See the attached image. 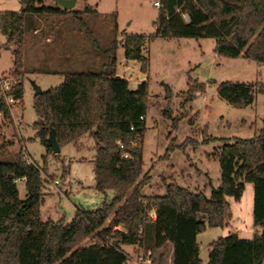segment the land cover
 Returning a JSON list of instances; mask_svg holds the SVG:
<instances>
[{"label":"trees","instance_id":"16d2710c","mask_svg":"<svg viewBox=\"0 0 264 264\" xmlns=\"http://www.w3.org/2000/svg\"><path fill=\"white\" fill-rule=\"evenodd\" d=\"M20 4V12H0V33L7 40L5 48L13 54L11 75L15 77H22L25 16L61 13L60 9L40 6L42 0H20ZM159 4L158 36L211 38L219 56H243L264 64V0H159ZM80 25L86 31L84 23ZM86 33L93 40L92 34ZM123 41L125 59L139 63L146 74V37L125 35ZM117 45L113 44V51ZM110 66L111 71L66 74L59 87L34 97L39 119L34 129L47 154L53 153L48 143L52 130L60 147L90 134L96 142V189L102 194L112 191L114 198L93 211L77 208L68 224L43 222L40 208L45 168L28 164L26 153L20 151L16 162L0 163V264H126L123 246L162 249L158 264H165L167 244L174 248L172 264H202L198 236L207 227L228 225L231 201L240 203L247 184L254 189L253 228L259 232L252 240L229 234L214 241L207 264H264V123L251 139L205 140L222 143L217 150L221 185L212 187L210 198L165 180L164 196L147 197L143 190L151 176L144 175L142 152L149 86L143 82L135 91L130 90L128 81L117 77L116 59ZM188 86L185 105L206 91L205 84L191 80ZM217 93L236 108L254 102L252 85L225 82ZM13 95L22 107L23 80L16 83ZM0 105L7 116L9 110ZM165 116L170 118V112ZM179 122L173 119V128ZM189 141L178 148L186 147ZM172 144L165 159L174 151ZM20 180L26 191L23 200L17 186ZM89 238L92 243L80 245Z\"/></svg>","mask_w":264,"mask_h":264},{"label":"rangeland","instance_id":"374dc122","mask_svg":"<svg viewBox=\"0 0 264 264\" xmlns=\"http://www.w3.org/2000/svg\"><path fill=\"white\" fill-rule=\"evenodd\" d=\"M155 1L77 0L73 9L64 10L54 0H42L40 6L60 9L61 13L25 16L21 79L11 75L13 54L5 48L7 40L0 33V77L8 76L16 83L19 80L24 83L23 106L12 105L8 115L0 119V163L16 162L19 152L24 150L29 161L40 169L45 168L44 203L40 208L43 222L68 224L77 208L96 210L105 201H111L114 192L102 194L96 189V142L90 134L62 146L60 154H47L34 129L39 120L34 110V85L46 92L59 87L69 73L111 71L113 59H116L117 77L126 79L130 90L135 91L147 82L149 97L142 152L144 175L151 176L150 184L143 190L147 197L164 196L165 180L210 198L212 187L221 185L217 150L222 143H205V140L251 139L263 128L264 64L243 56H219L215 53V40L211 38L158 36L155 23L159 11ZM20 10V0H0V12ZM80 22L86 31L81 29ZM38 28L41 33L35 32ZM125 35L146 37L145 56L149 63L146 74L142 73L139 63L125 59L122 47ZM115 42L118 45L113 51ZM189 80L205 84L206 91L185 105ZM225 82L252 85L254 102L246 108H236L222 100L217 88ZM166 111L170 112V118L165 116ZM173 119L180 121L177 128H173ZM188 140L191 142L186 147L178 148ZM171 143L174 151L165 159ZM56 181L58 186L54 184ZM22 183L17 184L21 200L26 196ZM246 187L240 203L231 201L232 219L228 225L207 227L199 235L202 264L208 263L211 244L219 238L237 234L240 239L251 240L259 232L253 228L254 189L250 184ZM92 242L89 238L80 245ZM170 248L167 244L165 264H171ZM124 250L132 253L130 248ZM153 251L159 261L163 250Z\"/></svg>","mask_w":264,"mask_h":264},{"label":"built area","instance_id":"2783aa9c","mask_svg":"<svg viewBox=\"0 0 264 264\" xmlns=\"http://www.w3.org/2000/svg\"><path fill=\"white\" fill-rule=\"evenodd\" d=\"M154 6L156 8L160 7L159 0L154 2ZM16 82L11 77H0V103L3 104L5 108L9 111L11 110V106L16 104L14 99L13 92L15 90ZM3 108L0 105V119L4 117ZM21 123H16V125H20ZM120 148L123 149V146L120 145ZM28 164H34L33 162L27 160ZM23 182V180L17 181V183ZM56 186L59 185V182L56 181L54 183ZM136 252L134 255L127 254L126 264H158L156 260L155 253L153 250H145L142 247L137 246ZM172 264V263H171Z\"/></svg>","mask_w":264,"mask_h":264},{"label":"water","instance_id":"95a60500","mask_svg":"<svg viewBox=\"0 0 264 264\" xmlns=\"http://www.w3.org/2000/svg\"><path fill=\"white\" fill-rule=\"evenodd\" d=\"M54 1L58 4V6H60L64 10L73 9L75 7L76 2H77V0H54ZM34 91H35L34 97H37L42 93L41 89L36 85H34ZM48 143L52 149L53 154H56V155L60 154L61 147L59 146V144L57 142L56 134L53 130L51 131Z\"/></svg>","mask_w":264,"mask_h":264},{"label":"crops","instance_id":"0c3cea01","mask_svg":"<svg viewBox=\"0 0 264 264\" xmlns=\"http://www.w3.org/2000/svg\"><path fill=\"white\" fill-rule=\"evenodd\" d=\"M20 12V11H19ZM36 31H38V33H41V29L40 28H38V29H35V32ZM19 79H21V77H19ZM246 189H247V187H246ZM246 192V191H245ZM242 199H243V197H242ZM241 199V200H242ZM241 202V201H240ZM203 234V233H202ZM201 235V234H200ZM198 238H199V236H198ZM198 238H197V240H198ZM239 238H240V236H239ZM252 240V239H251ZM170 249H171V255H170V257H171V259H170V261H171V263L173 262V256H174V248H173V246L170 244ZM123 248V250H124V248H130L131 249V252L132 253H127L125 250V253H127V254H132V255H134L135 254V252L137 251L136 250V247L135 246H123L122 247ZM200 252H201V247H200Z\"/></svg>","mask_w":264,"mask_h":264}]
</instances>
